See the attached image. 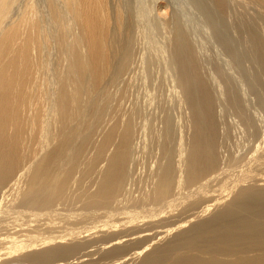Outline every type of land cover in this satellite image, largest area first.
<instances>
[{"label":"bare ground","instance_id":"obj_1","mask_svg":"<svg viewBox=\"0 0 264 264\" xmlns=\"http://www.w3.org/2000/svg\"><path fill=\"white\" fill-rule=\"evenodd\" d=\"M194 2L226 56L213 76L181 15L153 8L179 121L134 92L141 65L159 80V48H137L139 0H0V264H264L263 118L248 102L264 114V0ZM220 113L259 143L225 147Z\"/></svg>","mask_w":264,"mask_h":264},{"label":"rangeland","instance_id":"obj_2","mask_svg":"<svg viewBox=\"0 0 264 264\" xmlns=\"http://www.w3.org/2000/svg\"><path fill=\"white\" fill-rule=\"evenodd\" d=\"M139 2H140V6H141V9H138V8H136L137 9V14H139V12H140V16H141V22H142V24H141V22H140V27H142V28H140V35H139V37H138V45L140 46H138L137 45V48H138V50L140 49L141 51H143V53H141V51H140V55L141 56H143L144 55V57L148 54V52H147V49L149 48L148 47V44L146 43L147 41L148 42H150L151 44H153V47L155 48V45H156V47L157 48H159L160 49V47H161V49L159 50L158 49V51H160V52H157V57L159 58V61H158V63H157V66H158V70L156 71L157 73H158V71H159V73L158 74H160V75H163L162 77H160L158 74H156V76H155V80H157V79H159V80H162L163 82V86L162 85H158V84H160V81L159 80H157L156 81V85L155 86H153V85H151V83L149 82V78H148V76L146 75V70L144 71V69H143V66H142V68H141V66H140V74H134L135 76H134V87H135V89H134V92L136 93L135 95H136V97L138 98V100L140 101V102H142V103H144V100L145 101H151L152 103H154V104H152V105H148L147 106V110H152L153 109V107L154 106H156V102L158 101V100H164L165 102H166V104H167V106L169 107L170 106V109H171V111H172V115L175 117V119L177 118L179 121H181L182 120V118H183V116H184V112H185V109H184V107H183V105H181V106H177L176 105V99L178 98L177 96H178V93H177V89H176V86H175V84H174V81H173V72H172V70L170 69H168L169 68V66H168V63L167 62H165V61H168L167 60V58H168V56L166 55L167 54V50H163L164 48H166L167 47V45H165L166 44V42H165V36H164V31L166 32L167 30H166V28H165V26L164 25H159L158 24V26L156 27V24L154 23V20H153V17H154V13L155 12H153V10L154 9H156V11H157V7H159V5H163L164 7H165V9H166V11H168L170 14H172V12H175V13H177L178 12V14H180L181 15V18H182V21H183V23H184V25L188 28V30L189 31H191V33H192V35H193V38H194V40H196L195 42H196V45L198 44V43H200V44H198L197 45V48H198V51H202V50H204V51H202L201 53L199 52V54L200 55H202L201 57L203 58L202 60L204 61V62H207V63H204L205 65H206V68L207 67H209L210 68V70H211V68H212V64H213V62L216 60V61H219V62H225L226 61V59L224 60V58H226V56L224 55V54H221L222 52H221V50H220V48L218 47V45L215 43V42H213V41H208V39H210L211 40V36H209V27L207 28V26H206V22H205V20H204V17H201V16H203L202 15V13H201V11L198 9V7H197V5H196V3L194 2V0H156V3L158 4H156L155 2L153 3L152 2V0H139ZM142 2V3H141ZM155 4H156V6H155ZM143 5H145V6H143ZM193 5V6H192ZM190 7V8H189ZM149 8H150V10H149ZM154 8V9H153ZM169 9V10H168ZM177 9V10H176ZM139 10V11H138ZM176 10V11H175ZM199 10V11H198ZM150 11H151V13H150ZM155 11V10H154ZM183 11V12H182ZM196 13V14H195ZM185 14V15H184ZM201 14V15H200ZM179 15V16H180ZM198 15V16H197ZM144 16V17H143ZM183 16V17H182ZM186 20V21H185ZM189 20V21H188ZM202 20H204V21H202ZM191 21V22H190ZM199 21V22H198ZM203 23H202V22ZM196 22V23H195ZM205 22V23H204ZM201 23V24H200ZM153 24V25H152ZM155 24V25H154ZM195 24V25H194ZM205 24V25H204ZM142 25V26H141ZM145 25V26H144ZM188 25V26H187ZM190 25V26H189ZM149 26V27H148ZM194 26V27H193ZM195 29H193V28ZM165 28V29H164ZM144 32V34H143V32ZM156 31V32H155ZM157 31H158V33H157ZM203 31V32H202ZM207 33H206V32ZM141 32H142V34H141ZM152 34H151V33ZM160 33H162V34H160ZM196 33V34H195ZM202 33H204L203 35H202ZM199 35V36H198ZM155 37V38H154ZM207 37H209L208 39H207ZM205 39H206V41H205ZM142 41H143V43H142ZM198 41V42H197ZM203 41V42H202ZM204 42H206V43H204ZM211 42V43H210ZM141 43V44H140ZM144 43H146V44H144ZM208 43H210V45L208 44ZM161 45V46H160ZM202 45V46H201ZM205 45V46H204ZM217 45V46H216ZM144 46V47H143ZM146 46V47H145ZM204 46V47H203ZM208 47H209V49H208ZM216 47V48H215ZM142 48H143V50H142ZM145 48V49H144ZM147 48V49H146ZM156 48V49H157ZM207 48V49H206ZM211 48V49H210ZM219 48V49H218ZM167 49V48H166ZM200 49V50H199ZM212 49H213V51H212ZM146 50V51H145ZM150 49H148V51H149ZM205 50H206V52H205ZM157 51V50H156ZM165 53H164V52ZM217 53H216V52ZM205 52V53H204ZM208 52H209V54H208ZM145 53V54H144ZM161 54V55H160ZM204 54H206V55H208V56H206V55H204ZM213 54V55H212ZM159 55V56H158ZM166 55V56H165ZM216 55V56H215ZM221 55V56H220ZM140 56V57H141ZM223 56V57H222ZM144 57H142V58H144ZM208 57L210 58V59H208ZM221 57H222V59H221ZM141 58V59H142ZM158 58H157V60H158ZM218 58V59H217ZM213 59V60H212ZM215 61V62H216ZM160 62H161V64H160ZM222 62V63H223ZM141 63H142V61H141ZM212 63V64H211ZM143 64V63H142ZM162 64H163V66H162ZM207 64L209 65V66H207ZM144 65V64H143ZM211 65V66H210ZM161 66V67H160ZM165 66V67H164ZM166 66H168V67H166ZM162 68H164V70L162 69ZM209 68H208V71L211 73H208L210 76L212 75H215V74H212L213 73V71L211 70H209ZM169 70V71H168ZM233 70V69H232ZM207 71V70H206ZM207 71V72H208ZM234 71L235 70H233L232 72H233V74H235L236 73V71H235V73H234ZM168 72V73H167ZM167 73V74H166ZM145 74V75H144ZM164 74H166V75H164ZM137 75V76H136ZM140 75V76H139ZM143 75H144V81L142 80V78L141 77H143ZM164 76H165V78H164ZM170 76H172V78L170 77ZM234 76H236V74L234 75ZM160 77V78H159ZM215 77V76H214ZM237 77L239 78H237V80H238V82L239 81H241V79L242 78H240L239 77V75L237 74ZM136 78V79H135ZM145 78H147V79H145ZM163 78V79H162ZM172 79V80H171ZM213 79V81L216 79L217 80V78H212ZM135 80H136V82H135ZM146 80V81H145ZM171 80V81H170ZM216 80L214 81L215 83H216ZM138 81V82H137ZM143 81V82H142ZM167 82V83H166ZM242 82V83H241ZM240 82V84H244L243 83V79H242V81ZM165 83V84H164ZM142 84L144 85V86H142ZM146 84V85H145ZM220 84V83H219ZM165 85V86H164ZM217 86H218V82H217V84H216ZM175 86V87H174ZM220 86H221V90L223 89L222 88V85L220 84ZM144 87V88H143ZM152 87V88H151ZM160 88V91H159V88ZM167 87V88H166ZM168 87H169V89H168ZM157 88H158V90H157ZM218 88H219V86H218ZM142 89V90H141ZM242 89H243V91H245L246 90V88H245V85H244V87H243V85H242ZM166 92H165V91ZM168 90V91H167ZM140 92V93H139ZM158 92H160V94L158 93ZM170 92V93H169ZM163 93V94H162ZM165 93H167V94H165ZM169 93V94H168ZM138 94V95H137ZM175 94V95H174ZM162 95V96H161ZM163 95H164V98H163ZM170 95V96H169ZM246 95H247V97L250 95L249 94V92H247L246 93ZM246 95H244L245 97H246ZM141 96V97H140ZM147 96V97H146ZM157 96V97H156ZM159 96H160V98H159ZM165 96H168V97H170V98H168V97H165ZM251 96V95H250ZM250 96L248 97V102H249V105H250V107H251V112L253 113V115H254V117H255V114H256V117H257V114H258V116L259 117H257V118H255L256 120H257V122H259L262 118H263V120H264V114L262 113L263 111L261 110V109H259L258 108V105H257V103H256V101H255V99H254V97H252L251 96V98H252V100H253V102H255V103H253L252 104V100H251V98H250ZM155 97H156V99L158 98V100H156L155 99ZM247 97H246V99H247ZM143 98V99H142ZM145 98V99H144ZM149 98V99H148ZM141 99H142V101H141ZM166 99H167V101H166ZM170 102V103H169ZM251 102V103H250ZM169 104V105H168ZM172 105V106H171ZM180 107V109H178V108ZM256 107V108H255ZM174 111H173V110ZM258 109V110H257ZM176 110V111H175ZM177 112H179V114L180 115H182L181 117H180V115L178 114L177 115ZM174 113H176V114H174ZM261 113V114H260ZM186 114H187V111H186ZM186 114H185V116H186ZM223 115H224V113H220V116H221V118H223ZM226 116V117H225ZM224 117L225 118H223L222 120L224 121V124L225 123H228L227 125L225 124V126L226 127H228V128H230V135L229 136H231V137H229V139L226 141L227 143H225V147H228V149L230 148V150H232V151H236L237 153H242V152H247L249 149H251V148H253L255 145H257V141H258V143H259V141H260V136L259 137H251V136H249L247 133H246V131H245V133H244V127H243V125H242V123L239 121V119L236 117V116H234V117H232V116H228V115H224ZM261 117V118H260ZM229 118H231V119H229ZM260 120H259V119ZM226 120V121H225ZM232 120V122H229V121H231ZM237 122H235V121ZM263 120H261V123H262V125H261V123L259 122V124L261 125V128H260V125L258 124V129L261 131V132H264V121ZM228 121V122H227ZM240 122V123H239ZM236 123V124H235ZM238 127V128H237ZM263 127V128H262ZM232 128V129H231ZM240 130V131H239ZM260 132V133H261ZM242 134V135H241ZM236 135H238V136H236ZM242 136V137H241ZM244 136V137H243ZM239 138V140H237L238 138ZM241 137V138H240ZM232 138V139H231ZM254 138V139H253ZM243 139V140H242ZM249 139V140H248ZM259 139V140H258ZM231 141V142H233V143H231V142H228V141ZM246 141V142H245ZM256 141V142H255ZM239 142V143H238ZM251 142V143H250ZM229 143V144H228ZM234 145V149L232 148V145ZM249 143V145H247ZM253 143V144H252ZM237 144V145H236ZM251 144V145H250ZM246 145H247V147H246ZM245 146V147H244ZM249 146H251V147H249ZM239 148V149H238ZM248 148V149H247ZM144 162V163H143ZM143 162L140 164V166H142V164H145L146 163V160L144 159L143 160ZM139 166V168L138 169H136V173H137V175H140L141 174V172L143 173V167H140ZM144 166V165H143ZM141 171V172H140ZM133 194H136L135 192L133 193ZM12 259V258H11ZM16 263V262H15ZM23 263L24 264H41V263H39V262H28V261H26V263H25V261H23Z\"/></svg>","mask_w":264,"mask_h":264}]
</instances>
